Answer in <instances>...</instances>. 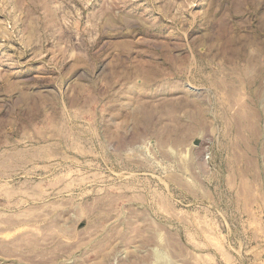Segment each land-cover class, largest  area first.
<instances>
[{
    "label": "rangeland",
    "instance_id": "obj_1",
    "mask_svg": "<svg viewBox=\"0 0 264 264\" xmlns=\"http://www.w3.org/2000/svg\"><path fill=\"white\" fill-rule=\"evenodd\" d=\"M0 264H264V0H0Z\"/></svg>",
    "mask_w": 264,
    "mask_h": 264
},
{
    "label": "bare ground",
    "instance_id": "obj_2",
    "mask_svg": "<svg viewBox=\"0 0 264 264\" xmlns=\"http://www.w3.org/2000/svg\"><path fill=\"white\" fill-rule=\"evenodd\" d=\"M256 115V114H255ZM257 116V115H256ZM201 120V119H200ZM178 121V120H177ZM203 122V121H202Z\"/></svg>",
    "mask_w": 264,
    "mask_h": 264
}]
</instances>
